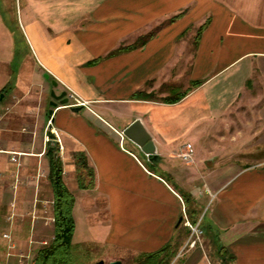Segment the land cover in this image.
<instances>
[{
  "label": "crops",
  "instance_id": "crops-1",
  "mask_svg": "<svg viewBox=\"0 0 264 264\" xmlns=\"http://www.w3.org/2000/svg\"><path fill=\"white\" fill-rule=\"evenodd\" d=\"M25 1L19 22L16 0H0V106L36 86L85 102L79 112L59 103L49 114L69 159L72 245L105 247L112 264L168 244L173 264H214L211 252L223 262L221 247L234 256L228 264H264V0ZM165 83L189 92L174 104L132 98ZM136 120L158 159L123 135ZM188 144L191 162L180 156ZM79 152L94 172L88 189L77 181ZM22 201L33 207L30 192ZM187 221L202 231L195 247ZM53 223L0 216V264L18 258L2 239L18 245L27 231L35 242L54 235Z\"/></svg>",
  "mask_w": 264,
  "mask_h": 264
},
{
  "label": "rangeland",
  "instance_id": "rangeland-1",
  "mask_svg": "<svg viewBox=\"0 0 264 264\" xmlns=\"http://www.w3.org/2000/svg\"><path fill=\"white\" fill-rule=\"evenodd\" d=\"M14 3L17 6L15 13L19 22H21V15H23L26 7V1L16 0ZM17 35L20 39L19 31ZM191 43L195 48L197 44L196 36L193 37ZM187 87V85L180 83H165L153 93L156 100L163 101L182 95ZM50 90L43 88V86H36L32 92L11 98L0 106V134H3L2 137L9 140V144L5 148L0 147V150H3L0 153L4 159L2 161L4 163L3 167H5L4 170L0 171V192L4 193L0 216L3 219L42 218L47 222L54 220V198L48 179L50 159L47 155L48 147L56 150L61 160H65V164L69 159L64 155L63 144V149H61L60 143H56L58 137L55 135V130L49 119V111L53 109L50 102L54 101L49 94ZM78 168L77 166V172L79 173ZM83 175L86 182H90L89 171L83 172ZM16 192H19V198H21L17 203ZM26 192H30L33 197V207L29 209H26L22 203ZM16 204H19V206H16ZM5 237L9 238L8 236ZM200 237L202 238L203 235H200ZM18 239L22 243L18 245L13 243L8 246V241L2 239V249L18 252L16 264H34L38 252L52 244L54 235L51 230H46L38 240L30 242L29 233L21 231L18 234ZM26 252L28 254L24 255ZM210 254L214 264H224L214 256V252ZM105 255L106 248L98 244H76L72 246L71 262L69 264H112L106 259ZM140 259L139 257H131L125 260L124 263L121 262V264H138ZM173 259L174 256L169 258V264H173Z\"/></svg>",
  "mask_w": 264,
  "mask_h": 264
},
{
  "label": "trees",
  "instance_id": "trees-1",
  "mask_svg": "<svg viewBox=\"0 0 264 264\" xmlns=\"http://www.w3.org/2000/svg\"><path fill=\"white\" fill-rule=\"evenodd\" d=\"M204 26L199 30L198 35ZM134 46L121 47L110 53V56L116 55L126 50L132 49ZM202 82H194L192 87H198ZM189 91L184 92L182 95L175 98H168L162 102L168 104H174L181 101ZM133 100H146L157 101L154 93H148L146 91H138L132 96ZM47 155L49 159V183L53 193L54 203V239L50 246L41 249L38 252L34 264H69L71 262L72 251V238L75 231V219L73 216V208L75 204V196L67 188L63 180V165L62 160L59 157L56 150L52 147H48ZM75 164L79 168L77 181L81 189H88L94 186V172L89 167L87 157L84 153H76ZM89 171L90 182H86L83 172ZM186 200L189 199L185 196ZM222 260L224 264H228L234 260L232 254H228L227 251L221 247ZM174 255L172 244L166 245L160 251L154 254H148L140 256L138 264H169V258Z\"/></svg>",
  "mask_w": 264,
  "mask_h": 264
},
{
  "label": "water",
  "instance_id": "water-1",
  "mask_svg": "<svg viewBox=\"0 0 264 264\" xmlns=\"http://www.w3.org/2000/svg\"><path fill=\"white\" fill-rule=\"evenodd\" d=\"M45 78L49 79V75L46 74ZM54 86H57V82H53ZM51 96L54 101H51V106L53 109L49 111V114L52 116L54 113V109L58 107V103L60 102L62 105H67L69 102V98L67 96V92H62L61 94H56L55 90H52ZM74 112H79L80 107L72 108ZM123 135L139 146L142 151L151 158L158 159L157 148L153 142L151 135L147 132L141 120H136L133 122L124 132ZM183 218L179 220V224H181ZM113 264H121V262H113Z\"/></svg>",
  "mask_w": 264,
  "mask_h": 264
},
{
  "label": "built area",
  "instance_id": "built-area-1",
  "mask_svg": "<svg viewBox=\"0 0 264 264\" xmlns=\"http://www.w3.org/2000/svg\"><path fill=\"white\" fill-rule=\"evenodd\" d=\"M67 96L69 98V102L66 105L67 107L76 108V107L85 106V102L77 98L73 92H69V93L67 92ZM55 135L58 137V140H57L58 142L56 143H60V148L63 149L61 139L56 131H55ZM186 147H187V152L184 154H181L180 156L186 162H191L193 160L194 150L191 144H188ZM186 225L190 227L194 235V239L190 242V247H195L200 241V238H201L200 235H202V231L200 230L198 226L193 227V225H191L188 221L186 222Z\"/></svg>",
  "mask_w": 264,
  "mask_h": 264
}]
</instances>
